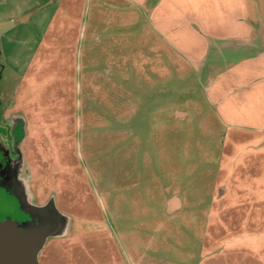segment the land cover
Wrapping results in <instances>:
<instances>
[{"label": "rangeland", "instance_id": "1", "mask_svg": "<svg viewBox=\"0 0 264 264\" xmlns=\"http://www.w3.org/2000/svg\"><path fill=\"white\" fill-rule=\"evenodd\" d=\"M87 1L76 66L68 54L65 68L27 69L28 39L7 53L0 39V221L72 264H264L261 79L235 82L232 59L173 64L138 0ZM160 49L168 62L146 64Z\"/></svg>", "mask_w": 264, "mask_h": 264}, {"label": "crops", "instance_id": "2", "mask_svg": "<svg viewBox=\"0 0 264 264\" xmlns=\"http://www.w3.org/2000/svg\"><path fill=\"white\" fill-rule=\"evenodd\" d=\"M138 1L142 7H146L148 14H152L151 17L157 23L159 32L153 36L154 40L158 38L163 45H168L177 52L178 56L170 57L173 64L184 60L197 72L211 69L229 71L228 65L222 63L232 59L238 64L233 70L236 71L232 77L235 82H240L242 79L245 81L248 78L250 81L248 85H251L254 79H261L264 87V19L259 18L257 9L252 7L253 0ZM87 2V0L82 2L80 0H0L1 46L6 53L12 51L18 35H21L28 39L30 53L33 54L28 61L27 69H30L32 63L35 64L37 60H43L40 65H43L45 70L49 65L57 67L62 65L65 68L68 65L66 60L68 54H76L73 61L76 66L81 40L86 37L87 32L85 24ZM177 5H181L184 11L183 19L176 11L179 7L174 8ZM18 18H21V21L17 24ZM173 20L185 21L187 28L175 32L176 23L169 25ZM6 48L8 50H5ZM154 53L153 59H146V64L168 62L162 56L167 54L161 49ZM218 76L221 77L222 74ZM212 84L208 83L210 88ZM208 91L219 102L224 101L228 95L225 94L223 84H219L217 88H214L213 84L212 90ZM256 95L258 107L253 112L264 117V88L258 89ZM237 101L256 102L254 97H245ZM235 107L233 105L229 109ZM253 108L254 105H251V109ZM6 114L12 115V111H7ZM255 131L262 133L264 127H257ZM65 227L64 236H68L73 227L70 218ZM64 242L71 248L75 244L71 240ZM64 242L59 245L64 246L66 244ZM47 243L48 240L44 243L43 249ZM38 261L39 264H72L69 262L70 258L68 261H63L59 255L48 254H43L41 257L40 252Z\"/></svg>", "mask_w": 264, "mask_h": 264}, {"label": "water", "instance_id": "3", "mask_svg": "<svg viewBox=\"0 0 264 264\" xmlns=\"http://www.w3.org/2000/svg\"><path fill=\"white\" fill-rule=\"evenodd\" d=\"M180 200L173 197L170 201V209L180 207ZM66 225V223H65ZM64 225V227H65ZM7 227V229H5ZM21 230L10 232L9 224L0 221V264H39V250L33 240L26 238L25 230L19 225ZM16 236V239H13Z\"/></svg>", "mask_w": 264, "mask_h": 264}]
</instances>
